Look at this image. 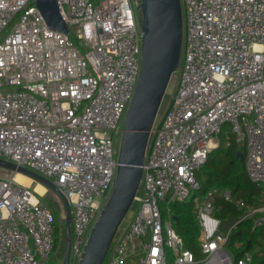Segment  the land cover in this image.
<instances>
[{
  "label": "built area",
  "instance_id": "2783aa9c",
  "mask_svg": "<svg viewBox=\"0 0 264 264\" xmlns=\"http://www.w3.org/2000/svg\"><path fill=\"white\" fill-rule=\"evenodd\" d=\"M180 1L177 82L108 264H252V253L237 258L227 242L243 221L264 227V202L247 206L215 187L202 193L196 178L223 137L226 147L234 139L243 148L247 176L264 186V0ZM57 2L67 34L50 29L33 0H0V158L46 177L67 198L69 264H78L114 186L115 143L138 82L142 35L139 0ZM43 195L0 173V264H46L55 253L62 226ZM216 197L243 211L223 231ZM188 198L199 255L171 212Z\"/></svg>",
  "mask_w": 264,
  "mask_h": 264
},
{
  "label": "water",
  "instance_id": "95a60500",
  "mask_svg": "<svg viewBox=\"0 0 264 264\" xmlns=\"http://www.w3.org/2000/svg\"><path fill=\"white\" fill-rule=\"evenodd\" d=\"M50 29L63 34L69 26L57 0H33ZM142 35L141 67L134 95L124 118L118 149V168L107 202L97 216L78 264H104L111 245L130 212L143 179L146 150L164 97L178 72L183 44L180 0H139L136 7ZM242 152L237 153L242 158ZM0 173H21L43 185L59 200L64 214V254L69 264L72 210L67 198L46 177L0 158ZM177 217L174 223H177Z\"/></svg>",
  "mask_w": 264,
  "mask_h": 264
},
{
  "label": "trees",
  "instance_id": "16d2710c",
  "mask_svg": "<svg viewBox=\"0 0 264 264\" xmlns=\"http://www.w3.org/2000/svg\"><path fill=\"white\" fill-rule=\"evenodd\" d=\"M243 151V148L234 139H232V144L226 147L224 138H221V146L209 155L207 162L196 172L202 193L215 187L222 191H229L232 196L244 201L247 206H257L264 202V186L252 183L247 176ZM238 152L243 153L242 158L237 157ZM215 206L217 208L216 217L223 221L224 227L243 215L242 210L225 201L223 197L215 198ZM171 212L178 218L175 228L184 238L186 247L193 254L199 255V226L195 220L193 203L177 202L172 205ZM53 213L59 229L60 218H58L57 212ZM62 227L61 231L64 233V226ZM61 231L57 238L56 251L61 248L64 254ZM237 243H241V247L237 248ZM227 246L237 258H240L245 252H250L253 254L252 264H264V227L254 229L251 221H243L231 233Z\"/></svg>",
  "mask_w": 264,
  "mask_h": 264
},
{
  "label": "rangeland",
  "instance_id": "374dc122",
  "mask_svg": "<svg viewBox=\"0 0 264 264\" xmlns=\"http://www.w3.org/2000/svg\"><path fill=\"white\" fill-rule=\"evenodd\" d=\"M177 74H178V72L173 76V78L170 82V85H169L168 90H167V95L171 94L175 89V85L177 82ZM166 102H167V97H164V101H163L161 107ZM160 111H161V109H160ZM158 117H159V114H158ZM120 138L121 137H118L116 139V143H115L116 152H118V149H119ZM30 186H31V188L36 189V190L38 188H43V191L45 192L43 197H42L43 202H45L49 206H51V209L53 212L54 211L57 212L58 218H60L61 226H64V228H65V223L63 222L62 206H61L59 200L57 199V197L53 193L48 192L43 185L36 183L33 180H32V184ZM40 198H41V196H40ZM190 198H188L187 202H184V203H189ZM131 217H132V210H130V212L128 213V215L126 217V220H124V222L122 224V228H125L127 226ZM62 229H63V227L61 228V230ZM223 230H224V226H222V228H221V231H223ZM62 260H63V251L60 248L59 250L55 251V253L52 255V257L46 262V264H62ZM108 262H109V256L106 257L104 264H108Z\"/></svg>",
  "mask_w": 264,
  "mask_h": 264
},
{
  "label": "bare ground",
  "instance_id": "6f19581e",
  "mask_svg": "<svg viewBox=\"0 0 264 264\" xmlns=\"http://www.w3.org/2000/svg\"><path fill=\"white\" fill-rule=\"evenodd\" d=\"M15 180L17 182H19L20 184H23L25 186H30L32 184V179L21 174V173H17L15 174ZM36 192H38L39 194L43 195L45 192L43 191V188H38L37 190L35 189Z\"/></svg>",
  "mask_w": 264,
  "mask_h": 264
},
{
  "label": "flooded vegetation",
  "instance_id": "af4514ba",
  "mask_svg": "<svg viewBox=\"0 0 264 264\" xmlns=\"http://www.w3.org/2000/svg\"><path fill=\"white\" fill-rule=\"evenodd\" d=\"M52 257V256H51Z\"/></svg>",
  "mask_w": 264,
  "mask_h": 264
}]
</instances>
